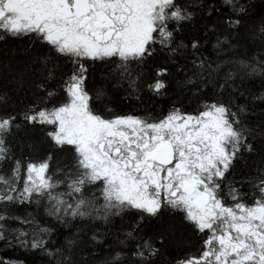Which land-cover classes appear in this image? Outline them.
Here are the masks:
<instances>
[{"label": "snow or ice", "instance_id": "snow-or-ice-1", "mask_svg": "<svg viewBox=\"0 0 264 264\" xmlns=\"http://www.w3.org/2000/svg\"><path fill=\"white\" fill-rule=\"evenodd\" d=\"M0 246L264 264V0H0Z\"/></svg>", "mask_w": 264, "mask_h": 264}, {"label": "trees", "instance_id": "trees-1", "mask_svg": "<svg viewBox=\"0 0 264 264\" xmlns=\"http://www.w3.org/2000/svg\"><path fill=\"white\" fill-rule=\"evenodd\" d=\"M95 75L98 79L100 75L99 70H97ZM89 86L91 87V83ZM108 99L111 101L109 106L118 113H125L135 110L137 114L141 115L146 111L153 112V109H155L153 115H156L160 112L161 108L166 111L168 106L171 104V100L167 96L156 97L152 96L149 93H145L142 96L141 100L126 99L125 93L122 88L118 92L110 93ZM240 102L242 103L243 100H241ZM192 107H196V104L194 102L192 103ZM251 118L255 119L254 116ZM38 152L39 149L33 152V156L38 157ZM55 166V163H53V167ZM54 240L55 238H53V242ZM188 251H195V248L188 249ZM6 260L8 262H19L21 260H27L28 264H32V257L30 254L0 246V264H4Z\"/></svg>", "mask_w": 264, "mask_h": 264}]
</instances>
